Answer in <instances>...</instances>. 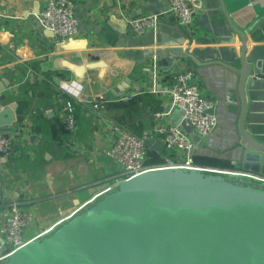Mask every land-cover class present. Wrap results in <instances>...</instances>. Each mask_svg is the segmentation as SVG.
Returning <instances> with one entry per match:
<instances>
[{"label": "crops", "instance_id": "crops-1", "mask_svg": "<svg viewBox=\"0 0 264 264\" xmlns=\"http://www.w3.org/2000/svg\"><path fill=\"white\" fill-rule=\"evenodd\" d=\"M46 1L0 0V82L3 78L10 81V87L0 93V108L19 104L16 122L5 129L12 132L16 147L11 156L0 157L4 197L0 210L12 201L26 202L36 218L32 230L35 234L70 217L79 206L113 186L119 174L104 147L97 146L96 137L102 143L106 141V125L92 109L76 106L78 130L74 135L58 128L64 123L63 107L69 100L60 87L63 82L82 84L88 100L103 95L108 100L107 119L141 136L152 128L153 114L169 106L166 95L151 92L153 81L165 93L170 76L177 73L175 68L188 70L185 61H176L170 70H158L152 76L149 65L144 64L150 53L188 48L204 59L225 55L228 60L231 55H239L238 38L232 40L217 2L198 11L195 24L204 33L197 38L191 36L188 45L191 28L184 30L175 17H164L157 30L141 36L131 30V18L163 12L169 0H74L78 35L64 41L47 35V29L35 17ZM233 2L241 4L243 0ZM245 11L254 14V6H246ZM257 35L258 39L249 36L248 45L264 53V26ZM65 61L80 66L103 61L106 67L86 69L78 77L64 66ZM194 68L196 80L207 95L219 102V126L198 149V166L237 171L233 164L240 154L235 128V78L221 68ZM57 79L61 84L56 83ZM26 83L30 88L22 92ZM247 92L245 127L255 128L264 137V85ZM132 94H136L132 100H123ZM164 154L173 156L166 150Z\"/></svg>", "mask_w": 264, "mask_h": 264}, {"label": "water", "instance_id": "water-1", "mask_svg": "<svg viewBox=\"0 0 264 264\" xmlns=\"http://www.w3.org/2000/svg\"><path fill=\"white\" fill-rule=\"evenodd\" d=\"M188 1L197 10L188 27L180 25L186 31L191 28L188 45L191 36L197 38L204 33L195 24L198 11L217 2L232 40L238 38L239 55H231L228 60L225 55L204 59L188 48L158 49L144 64L149 65L152 76L155 71L170 70L176 61H185L187 69L194 72V67H216L234 76L240 154L233 164L239 170L152 168L115 183L13 253L0 237V264H264V183L250 175L264 176V137L255 128L245 127L247 91L264 85L260 82L264 81V53L248 45L249 36L258 39L257 31L263 29L264 0H243L241 4L234 0ZM251 4L254 14L245 11ZM45 31L54 36L52 31ZM64 66L81 77L86 69L105 68L106 64L98 61L80 66L65 61ZM175 70L180 72L179 67ZM9 87L10 81L3 78L0 93ZM18 107L13 102L0 108V128L7 129L16 122ZM218 108L217 100L216 127L208 135H200L183 120V111H175L173 123L181 124L195 144L192 158L217 130ZM99 138L96 143L102 149L104 143ZM149 143L157 150L162 148L154 138ZM1 185L0 178L2 202Z\"/></svg>", "mask_w": 264, "mask_h": 264}, {"label": "built area", "instance_id": "built-area-1", "mask_svg": "<svg viewBox=\"0 0 264 264\" xmlns=\"http://www.w3.org/2000/svg\"><path fill=\"white\" fill-rule=\"evenodd\" d=\"M194 11L188 0H169V6L165 11L131 18L129 24L131 30L140 36L157 30L164 17H175L180 25L188 27ZM1 17L3 15L0 12ZM35 17L41 26L52 31L59 41L78 35L79 23L74 0H47ZM195 75L193 69L174 73L170 76V84L165 93L161 92L153 81L151 92L166 95L169 106L165 111L153 114L152 128L143 132L141 136L120 123L109 121L108 100L101 94L90 100L86 99L83 94L84 87L78 82L60 83L61 89L69 96L63 107V121L72 135L77 133L76 106L92 109L102 120L106 125L103 132L106 141L102 150L118 166L116 183L136 177L152 168H201L195 163V157H191L195 144L190 135L181 124L176 125L171 121L174 112L181 110L184 112L183 120L188 121L200 135H208L215 129L217 100L207 95ZM135 95L126 96L123 100H132ZM150 138H154L155 142L160 143L167 153H172L173 156L164 154L161 156L162 164L149 166L152 147L149 143ZM15 147L12 134L7 135L5 129L0 128V157L11 156ZM250 175L264 183V176ZM27 205L26 202L12 201L0 210V237L11 253L50 230L32 233L36 218Z\"/></svg>", "mask_w": 264, "mask_h": 264}, {"label": "trees", "instance_id": "trees-1", "mask_svg": "<svg viewBox=\"0 0 264 264\" xmlns=\"http://www.w3.org/2000/svg\"><path fill=\"white\" fill-rule=\"evenodd\" d=\"M26 88H30L29 85L26 83L23 87H22V92H25L26 91ZM48 89H50L49 87H47ZM59 129H62V130H66L65 132L68 133V129H67V126L65 123H60L59 126H58ZM34 129L38 130L39 129V133H43V130L40 129V127H34ZM165 153V148L162 146L161 149L157 150L153 147H151L150 149V159L148 161V165L149 166H155V165H160L163 163V160L161 158V156ZM195 160V163L198 165V160L197 158H194Z\"/></svg>", "mask_w": 264, "mask_h": 264}]
</instances>
